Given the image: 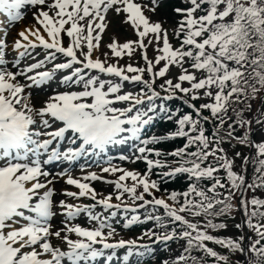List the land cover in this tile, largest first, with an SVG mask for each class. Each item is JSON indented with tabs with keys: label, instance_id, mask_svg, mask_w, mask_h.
<instances>
[{
	"label": "snow or ice",
	"instance_id": "snow-or-ice-1",
	"mask_svg": "<svg viewBox=\"0 0 264 264\" xmlns=\"http://www.w3.org/2000/svg\"><path fill=\"white\" fill-rule=\"evenodd\" d=\"M25 6L35 10L32 18L36 27L18 31L13 42L17 54L9 60L5 58L8 31L3 25L21 21ZM157 7L159 0H153L149 10L155 12ZM197 11L201 13L198 16ZM173 12L176 23L171 31L180 41L176 47L170 43L163 22L146 15L138 0H0V31L5 37L0 39V264H141L149 251V245L139 243L145 236H154L157 241L186 239V255L178 256L177 264H187L188 259L195 264L190 255L194 249L227 264V256L205 241L231 251H250L252 264H264V223L251 219H264V211L258 207L248 210L249 203L264 206V200L252 197L249 201L242 193L240 203L249 216L248 226L257 236L249 243H245V235L233 239L206 230L227 228L224 222L206 219L201 227V222L186 218L226 217L231 213L232 192L221 199L217 189L225 188L222 180L230 189L244 188V175L234 170L237 157L244 165L251 160L262 173L260 183L248 187H264V115L253 121L245 118L242 110L236 112L224 135L213 128L210 139L203 127L209 116L202 114L209 110L219 121L218 128H224L232 102L255 99L260 94L264 104V0H189L188 6H176ZM112 16L119 17L136 38L113 41L107 47L117 58L126 51L129 61L140 49L146 67L99 58L107 57V53H100L99 44ZM153 41L157 54L149 58L147 48ZM37 46L45 51L43 58L21 66L23 58L30 55L29 49ZM94 50L98 54L95 58ZM50 62H54L51 68L37 71ZM9 65L16 70H10ZM156 65H161L158 70ZM170 67H178L179 73L169 74ZM145 72L150 78L144 77ZM157 77L162 78L159 85ZM53 80L66 90L52 88L37 108L32 103L33 87L42 88ZM177 100L191 111L174 106ZM196 100L204 102L197 106L192 103ZM158 117L173 121L175 130L167 136L145 135V126ZM177 137L185 138L186 143L171 152L149 147ZM235 143L253 145L254 155L241 156L233 148ZM128 145L134 149L135 159L146 162L143 173L116 167L108 156L115 149L120 160L130 159L123 154ZM192 145L195 151H188ZM161 155L177 159L162 161ZM85 157L96 165L106 164L102 172L120 173L115 180L105 181L114 191L106 196L98 194L90 181L105 178L94 171L79 178L71 175V165ZM53 162L70 166L53 173L46 168ZM79 166L81 170L90 167L87 163ZM164 167L168 171L159 173L160 178L186 174L192 181L182 193H167V199L155 195L161 179H151L154 168ZM61 178L78 191L57 188ZM129 178L131 184L127 183ZM204 179L212 181L207 189L212 196L198 187L197 182ZM68 198H90L93 203H72ZM149 205L151 212L162 207L164 215L146 211L141 217L137 209ZM98 206L101 211H96ZM82 214L85 224L94 222V226L76 223ZM57 215L61 226L54 230L52 221ZM118 215L123 217L125 228L142 220L155 221L161 228L172 227L163 235L149 229L140 238H117L113 221ZM121 249L122 255L118 252Z\"/></svg>",
	"mask_w": 264,
	"mask_h": 264
},
{
	"label": "rangeland",
	"instance_id": "rangeland-1",
	"mask_svg": "<svg viewBox=\"0 0 264 264\" xmlns=\"http://www.w3.org/2000/svg\"><path fill=\"white\" fill-rule=\"evenodd\" d=\"M138 2H142V4L145 6V12L146 15L150 16L153 20H160L163 22V27L167 28L169 30V40L170 43L176 47L179 45V40L173 35L172 33V28L174 27V24L172 22V20L174 19L176 21V16L174 13H171L169 11V6L172 4L173 0H170L168 2H166L165 0H159V7L156 8L155 12L150 11L149 9H151V7L153 6V0H138ZM188 4H189V0H187ZM23 12H25V17L19 21V22H15L14 24H8L6 23L5 27L8 31V35L6 37V42L9 45V48L5 50V58L6 59H13L16 56V51L14 50V39L18 38L17 33L19 30H22L24 28H27L28 26H32L33 28L36 27V23H33L32 21V14L35 11L31 6H25L24 9H22ZM201 13H198V15H200ZM165 17H167V20H165ZM5 38L4 34L2 31H0V39ZM136 37L133 35L131 29H129L127 27L126 24L122 25L120 22L119 17L116 16H112L111 19V26L110 28L106 29V34L102 35V39L101 42L99 44V50L100 53H107V57H105L104 55H100L99 58L102 61H107V63H119L120 65H124L126 66L127 63L131 62L133 63L134 66H140V67H146V65L144 64V61L142 59V52L140 49H136L135 54L132 57V60L129 61L128 59V55L125 51V54L120 57L117 58L115 57L112 52L111 49L107 47V45L110 42H116V43H124L126 42L128 39H135ZM64 42L67 43L68 42V38L65 36L64 38ZM155 41H153L152 45H149V47L147 48V54L149 56V58H153L157 53L155 50ZM135 47V46H133ZM161 48H162V42H161ZM29 53L30 55L25 56L23 58V60L21 61V66H25L27 64L33 63L36 60L42 59L43 56L46 54L44 50H42V47H36L34 50L29 49ZM98 55L96 53V51L94 50L93 52V56L95 58V56ZM142 59V60H140ZM55 62H59V61H55ZM52 63L54 62H50L46 65L45 68L42 69H38L37 71H43L46 70L47 68H51L52 67ZM162 63V62H161ZM161 65H156V69L158 70L159 67ZM10 70L15 71L16 69L14 67H12V65H9ZM180 69L178 67H170V71L169 74H174V73H179ZM189 71H191V69L189 68ZM61 74H66V73H61ZM147 76H150L149 73L145 72L144 73V77L146 78ZM162 82V78L157 77L155 82ZM185 86H187V83H185ZM52 88H57L60 91L66 90L64 86H60L56 83L55 80H53L52 82L42 86V88H36L35 86L33 87L32 91H33V99H32V103L38 108L41 106V104L43 103V101H45L47 99V97L51 94V89ZM43 89H48V91H44ZM243 99V98H242ZM251 100V110L250 113L252 112V120L255 121L259 116L264 115V104L260 105L258 103V101L256 99H250ZM201 102H204L202 100H196V101H192V103H195L197 106H199V104ZM170 105V104H169ZM259 105L261 106V114H256L258 112L259 109ZM204 111V110H203ZM205 111H209V110H205ZM255 114L257 116H255ZM250 119V118H249ZM157 120V119H156ZM156 120H154L152 123H154ZM151 123V124H152ZM209 125H213V122L211 121V118L209 116V121L207 122ZM150 124V125H151ZM145 126V128H147L148 126ZM220 134L223 136V132H220ZM257 140L258 142V137L254 138ZM236 145V146H234ZM233 148L236 151H240L241 152V156L244 155H249L252 156L254 155L255 149L253 145H246V144H241L239 145L234 144ZM225 147H227V143L225 142L224 145ZM115 151V149H112V151H110V154ZM170 151H166V153H168ZM134 149L128 145L124 147V155H128L131 158L128 160H120L119 159V155H108L112 157V163L114 166L116 167H120V168H125V169H129V170H135L138 172L143 173L144 169L143 166L141 164V161L143 162L144 160H137L135 159L134 155ZM162 153H165L164 151H162ZM136 155H138V152H136ZM229 156H232V152H229ZM156 157H154L155 159ZM160 158V157H159ZM176 157L173 156H169V155H165V160L171 162L173 160H176ZM85 161V162H83ZM81 164L87 163L88 165H90V167H86L83 170H81L80 166L78 165V168H76V170H72L71 175L74 178H79L82 177V175L88 173V172H96L98 176H103L105 178L104 181L102 180H96V181H90V183L92 184V186L96 189L98 194H102V195H107L108 192H112L114 191V186L112 184H108L105 181L107 180H115L120 173H105L102 172L101 169L103 167H106L107 165L104 163H100L99 165H96L93 162V159H88L83 158L82 162H79ZM80 164V165H81ZM253 162L250 160L249 163L247 165L243 164V161L241 158L237 157L235 158V166H234V170L238 171L240 174L244 175L245 177V186L244 188L240 189V190H236V189H230V188H226L224 195L231 191L232 192V199H231V203L234 205L232 211H231V216H217V217H197V219H195L194 217H190L186 215L187 219H191L194 220V222H201L200 226L203 227V222L206 219H210L213 220L214 222H219V221H223V222H235L238 221L237 223H234L235 225H241L242 231L240 232L235 226L230 227V228H224V229H220L219 232L210 230V227L207 228L206 230L215 236H222V237H232L233 239L237 238L240 235H245L246 236V241L245 243H249L252 240L257 239L256 233L255 231L250 228L248 226V219L249 216L248 214L245 212L243 205L240 203L241 199H242V193L243 196L246 197L249 201L252 198V194L255 193L258 194V197H263L264 198V192L262 191V187H256V188H251L248 187V185L251 184H259L260 180H259V176L262 175V173H258L256 171V168H252L253 166ZM52 168L53 170H55L54 173H58L60 171H63L66 167H68V165L66 164V166L61 167V163L60 162H53L52 163ZM171 166H176V165H171ZM155 169V173L154 175H158L159 173H161V168H154ZM163 172L168 171L167 167H164ZM222 177L224 176V173L219 174ZM257 176V178H256ZM127 183L131 184L132 181L129 178V180L127 181ZM61 186H64L66 188H68L71 191H78V189L75 186H70L66 184V178H61L60 180H58L56 182V187L60 188ZM140 189H138L139 191ZM169 193V192H167ZM167 193L159 190L155 193V195L157 197H165L167 199ZM224 196H221L220 198L223 199ZM60 198H65V197H60ZM150 198V197H149ZM69 202L72 203H83V204H91L93 203V201L90 198H80L79 201L68 198ZM113 203H116L115 201V197L113 196ZM169 203H171V200L168 201ZM137 204L141 203L140 201H136ZM258 210L261 211V208L259 206H255V205H251L249 203L248 205V210L249 212L253 209V208H257ZM101 207L98 206L96 208V211H101ZM148 211L151 212V205H149L147 207V209H137V212L141 215V217H143L144 213ZM152 215H157L156 212H151ZM105 215H107V212H105ZM159 215L163 216L164 215V209L162 207H159ZM253 220V223L256 222H260V223H264V219H261L259 217H252L251 218ZM60 216L57 215L56 217L53 218V229L55 230L57 227H60ZM76 223H80L82 226H94V222H92L91 224H85V219H84V215L82 214L81 217H79L77 219V221H75ZM154 221H141V222H137L136 224H133L127 228H125L124 225V221H123V217L118 215L115 220L113 221L114 227L116 228V231L118 233L117 238H124V239H136V238H140L142 233H144L146 230H149L148 227L153 225ZM241 222V223H240ZM160 230V229H159ZM166 241H157L155 239V237H151L149 238L148 236H145L143 239L139 240V243L141 244H147L149 245V251L145 254L146 258H148L147 262L145 261V259L142 260L141 264H161L165 261L168 262L169 260V264H177V260L176 258L178 256H182V255H186L184 249H185V245L180 242V241H175L174 239L167 241L168 242V246L165 243ZM53 243H56V240H53ZM204 243L207 244L208 247L213 248L216 252L220 253L223 256H227V264H252V260H253V254L250 251H244V252H240V251H231L228 247L221 245V244H217L211 241H205ZM152 254L149 258V254ZM120 255L123 254V250H121L119 252ZM158 256V257H157ZM211 259L212 263H207V264H224L223 261H219L217 262V259L215 257L212 256H208ZM157 260H155V259ZM183 262H181L182 264ZM113 264H115V262H113ZM205 264V263H203Z\"/></svg>",
	"mask_w": 264,
	"mask_h": 264
},
{
	"label": "trees",
	"instance_id": "trees-1",
	"mask_svg": "<svg viewBox=\"0 0 264 264\" xmlns=\"http://www.w3.org/2000/svg\"><path fill=\"white\" fill-rule=\"evenodd\" d=\"M172 6H173V4L170 5V9H172ZM255 99L258 101V103L260 105H262V98H261V95L260 94H258ZM250 103H251V100L250 99H248V100L242 99L241 102H239V103L232 102L230 104L229 109H228L227 115L224 117V119H225V127L224 128H218L219 121L217 119H215L214 117H211L209 111H205L204 110L202 114L204 116H210L211 121L213 122V125H209L207 122L203 124V127L205 128V134L208 135L209 138L211 139L212 138L213 128H217V130L219 132H223V135H224L227 124L228 123H231L233 119H236L235 113L236 112H239L241 110H242L243 116L245 118H248V119L250 118L252 120V118H253L252 117V114L253 113L252 112L250 113L249 110H251V107L250 108L248 107V105ZM260 105H259L258 112L256 114H259V113L261 114V110H260L261 109V106ZM174 106L180 107L181 108V111H191V109H189L187 105H182L179 100H177L175 102V105ZM171 107H173V104H171ZM256 114H255V116H257ZM162 120H163V118H162ZM163 128H164L165 132L168 133L169 131H174L175 130V124H174L173 121H169V120L164 119ZM185 143H186L185 138H183V137H177V138L165 139L164 141H162V142H160L158 144V147L161 148L166 153V151H170L171 152L175 148H181V147H183ZM235 144H237V143H235ZM239 145H241V144H239ZM234 146H236V145H234ZM188 151H195V145L190 146L189 149H188ZM160 159L162 161H164L165 160V155H161L160 156ZM209 160H211V157L209 158ZM207 163H208V161H205V165ZM252 168L253 169L256 168V165L253 164ZM158 169H160V168H158ZM162 170H163V168H161V172H163ZM222 173H223V171H221L219 174H222ZM256 178H257V176H256ZM190 182H192V181H189L188 179H186V174H177V176H174V177H171V178H169V177L161 178L160 188H162L163 190L166 189L167 192H169V193L171 191H173V190L182 193V192H184L186 190V188H187V186H188V184ZM222 182H225V188H223V189H217V191H219L221 193V196H224V193H225L226 188H229V187H228L226 181L222 180ZM197 183H198V187L199 188H203L207 192V195L208 196H212V193L207 191L208 187L212 183L211 180L204 179V180L199 181ZM256 184H257V182H256ZM256 191L257 190H255V193H256ZM262 191L264 192V187H262ZM255 193L252 194V197H256L258 199L264 200L263 197H260V196L258 197V194L255 195ZM193 198L199 199V197H195L194 195H193ZM181 199H182V197H181ZM259 207L261 208V211H264V206H259ZM156 213L159 215V209L156 211ZM187 216L193 217L191 215H187ZM228 216H231V214H229ZM199 217H205V216L204 215H201ZM194 218L197 219V217H194ZM190 221H193L194 222V220H191V219H190ZM219 222H223V221L221 220ZM237 222L238 221H235V222H224V223H226L228 225L227 228H230V227L235 226L241 232L242 231V228L241 227L238 228L237 227L238 224L237 225L234 224V223H237ZM240 226H242V224ZM171 227H172L171 224H168L167 225V228H161L158 225H156L155 228H154V231L157 232V233H159V234H161V235H163L168 230H170ZM179 230L180 229L178 227L177 228V231H179ZM210 230H213V231H216L217 230L219 232L220 229L210 228ZM174 240L175 241L182 242L185 245V248L187 247L186 239H174ZM262 243H264V241H262ZM190 255H191V257L195 258V264L212 263L210 257H208L210 255L206 254L202 250L194 249V250L191 251ZM170 264H172V263H170ZM187 264H193V260L192 259H189L187 261Z\"/></svg>",
	"mask_w": 264,
	"mask_h": 264
},
{
	"label": "bare ground",
	"instance_id": "bare-ground-1",
	"mask_svg": "<svg viewBox=\"0 0 264 264\" xmlns=\"http://www.w3.org/2000/svg\"><path fill=\"white\" fill-rule=\"evenodd\" d=\"M0 19H3V17H0ZM32 21H33V23H36V22L33 20V18H32ZM5 25H6V23L3 25V28L5 27ZM65 164H66V162H65V163H62L61 165H65ZM78 165H79V161L74 162V163L71 165L72 170H76V168H78ZM69 166H70V165H68V167H69ZM46 168H47L49 171H51V172L54 171L53 168H51L49 165H46Z\"/></svg>",
	"mask_w": 264,
	"mask_h": 264
}]
</instances>
